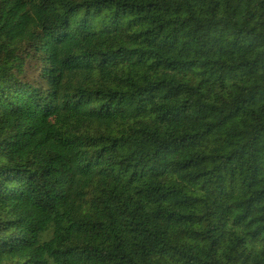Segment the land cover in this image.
<instances>
[{
	"label": "trees",
	"instance_id": "16d2710c",
	"mask_svg": "<svg viewBox=\"0 0 264 264\" xmlns=\"http://www.w3.org/2000/svg\"><path fill=\"white\" fill-rule=\"evenodd\" d=\"M0 264H264V0H0Z\"/></svg>",
	"mask_w": 264,
	"mask_h": 264
}]
</instances>
